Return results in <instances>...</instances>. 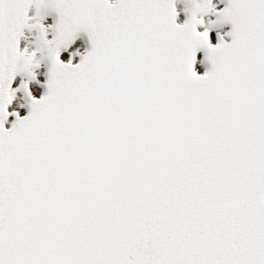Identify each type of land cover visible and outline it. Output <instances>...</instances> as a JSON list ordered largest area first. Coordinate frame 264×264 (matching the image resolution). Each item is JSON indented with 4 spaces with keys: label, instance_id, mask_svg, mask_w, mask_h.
I'll list each match as a JSON object with an SVG mask.
<instances>
[{
    "label": "snow or ice",
    "instance_id": "6c2138e0",
    "mask_svg": "<svg viewBox=\"0 0 264 264\" xmlns=\"http://www.w3.org/2000/svg\"><path fill=\"white\" fill-rule=\"evenodd\" d=\"M0 264H264V0H0Z\"/></svg>",
    "mask_w": 264,
    "mask_h": 264
}]
</instances>
